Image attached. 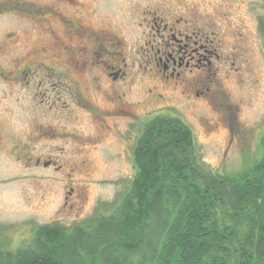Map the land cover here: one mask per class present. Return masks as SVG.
<instances>
[{
	"label": "rangeland",
	"instance_id": "obj_1",
	"mask_svg": "<svg viewBox=\"0 0 264 264\" xmlns=\"http://www.w3.org/2000/svg\"><path fill=\"white\" fill-rule=\"evenodd\" d=\"M116 1L106 0L107 6L95 15L102 27V22L124 19L122 12L110 13ZM184 1L194 2L198 25L214 41L218 58H210L212 67L200 73L193 69L184 84L173 79L165 84L131 66L124 80L129 116L109 110L99 117L87 103L101 110L110 104L95 87V69L70 78L59 75L63 67L54 68L58 74L38 69L37 78L28 73L32 62H41L30 53V44L45 36L33 33L28 15L18 8L50 1L0 0V254L28 244L40 226L70 227L107 214L134 175L133 146L155 115L187 123L200 160L213 171L236 174L260 158L264 0ZM127 37L131 43L138 40L132 34ZM43 74H48L47 81H42ZM200 91L203 94L196 95ZM76 92L82 95L81 103ZM102 120L110 130L97 129ZM37 158L53 161L43 167L30 161Z\"/></svg>",
	"mask_w": 264,
	"mask_h": 264
},
{
	"label": "trees",
	"instance_id": "obj_2",
	"mask_svg": "<svg viewBox=\"0 0 264 264\" xmlns=\"http://www.w3.org/2000/svg\"><path fill=\"white\" fill-rule=\"evenodd\" d=\"M262 147L250 166L219 173L200 160L187 123L155 115L133 146L134 175L107 214L40 226L28 244L0 254V264H264V140Z\"/></svg>",
	"mask_w": 264,
	"mask_h": 264
},
{
	"label": "flooded vegetation",
	"instance_id": "obj_3",
	"mask_svg": "<svg viewBox=\"0 0 264 264\" xmlns=\"http://www.w3.org/2000/svg\"><path fill=\"white\" fill-rule=\"evenodd\" d=\"M49 1L43 5L31 3L18 8L28 15L33 33L45 36V39L30 44V53L41 62H32L34 66H28V73H34L37 78L38 69L58 74L55 69L63 67L64 71L59 75L70 78L69 74L82 77L95 69L97 72L92 77L95 87L104 96L106 94V103L110 104L109 109L101 110L96 107L92 109L90 102L87 103V108L99 117L109 110L129 116L131 107L124 100L127 93L124 80L131 66L144 69L145 73H150L153 79L162 83L173 79L184 84L186 76L193 69L198 73L208 72V68L212 67L210 58H218L217 49L215 46L213 48L214 41L209 38L210 32L207 34L206 28L198 25L200 18L194 10V2L119 0L110 5V13L122 12L124 19L115 17L116 20L102 22V27L95 20V15L100 7L107 6L106 0ZM106 14H109V10ZM107 18L112 16L107 15ZM121 20H124L123 25L119 22ZM131 34L138 38L134 43L127 37ZM129 52H133V58L128 56ZM62 57H65L64 61ZM103 57L105 60H102ZM128 58L132 60L130 64ZM234 70L238 71V68ZM47 76L43 74L42 81H47ZM207 78L205 73L199 83L202 85ZM187 84L192 87L194 81L187 80ZM204 92H208V88ZM199 94H203V91L196 95ZM76 96H81V99L78 98L81 103V93L76 92ZM97 129L105 132L110 130V126L102 120ZM44 135L45 138L50 137L47 132ZM95 139L98 141L101 135ZM30 161L46 167L53 160L37 158Z\"/></svg>",
	"mask_w": 264,
	"mask_h": 264
}]
</instances>
